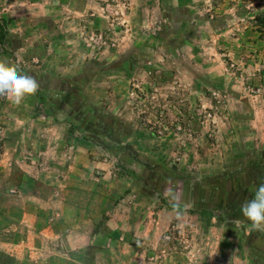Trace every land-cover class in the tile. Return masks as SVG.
Instances as JSON below:
<instances>
[{
    "label": "rangeland",
    "instance_id": "374dc122",
    "mask_svg": "<svg viewBox=\"0 0 264 264\" xmlns=\"http://www.w3.org/2000/svg\"><path fill=\"white\" fill-rule=\"evenodd\" d=\"M263 11L264 0H0V62L40 86L18 106L0 97V202L49 195L48 179L18 172L36 158L39 172L61 174L31 130L53 126L63 160L79 146L102 188L101 238L73 259L264 264V232L240 210L264 183ZM130 232L140 260L121 253ZM0 264L35 263L0 253Z\"/></svg>",
    "mask_w": 264,
    "mask_h": 264
},
{
    "label": "crops",
    "instance_id": "0c3cea01",
    "mask_svg": "<svg viewBox=\"0 0 264 264\" xmlns=\"http://www.w3.org/2000/svg\"><path fill=\"white\" fill-rule=\"evenodd\" d=\"M33 129L36 133L40 131L43 134L41 137L46 142L48 150L46 153L52 156L53 161L56 162V159L60 161L58 164L62 167V172L56 176L53 170L52 174L44 175L39 172L37 166L31 165L34 160L38 161L36 158L32 159L31 164L23 162L19 175L33 183L38 179L45 183L46 178L52 184L51 191L49 195L44 196H41L43 192L40 191H22L25 195L20 200L17 199L16 203L0 202V253L8 255L19 263L49 264L52 259H61L65 264H84L80 256L77 260L73 259L71 254H83L86 248L94 247L101 238L95 230L97 222L95 215L92 214L93 211L96 212V206L100 203L97 198L102 194L100 179L94 175L96 164H93L91 170H87L89 164L79 146L76 147L73 156L69 157L72 160H67L69 155L63 160V154L67 150L64 152L65 146L62 140H58L57 135L49 136L54 127L42 126L39 129L37 125H33L31 130ZM6 130L7 127H0V141L5 138ZM3 144L5 145V142ZM12 153L11 150L8 154L6 152L8 158L2 157L1 162L6 163L11 159ZM67 154H69L68 151ZM105 177L108 176L105 175ZM56 181L58 184L55 183ZM116 211L120 209L113 210V212ZM40 214L46 216V219L39 216ZM160 214L166 215L165 211H161ZM58 217H62L64 221L61 222ZM121 221L123 224L126 222L124 219L111 220L108 221L110 224L107 223V226L110 230H115L117 226H120ZM145 224L146 220L140 218L127 221L129 227ZM148 230H150L149 227ZM125 237L130 249L126 248L121 252L124 255L123 258H131V261L140 260L141 251L130 244L135 238L141 236L130 232ZM155 239L156 236H153L151 243H155ZM111 240L109 236L106 237V241ZM93 253L101 254L102 252L93 250Z\"/></svg>",
    "mask_w": 264,
    "mask_h": 264
},
{
    "label": "clouds",
    "instance_id": "9594fccd",
    "mask_svg": "<svg viewBox=\"0 0 264 264\" xmlns=\"http://www.w3.org/2000/svg\"><path fill=\"white\" fill-rule=\"evenodd\" d=\"M39 87L32 75L20 74L16 68L0 62V97L18 106L26 96L35 95ZM240 210L254 231L264 232V183L257 186L252 199L241 204Z\"/></svg>",
    "mask_w": 264,
    "mask_h": 264
},
{
    "label": "trees",
    "instance_id": "16d2710c",
    "mask_svg": "<svg viewBox=\"0 0 264 264\" xmlns=\"http://www.w3.org/2000/svg\"><path fill=\"white\" fill-rule=\"evenodd\" d=\"M257 29H259V32L261 34H264V12L260 13L257 17ZM2 27H0V39L4 38V34L2 33Z\"/></svg>",
    "mask_w": 264,
    "mask_h": 264
}]
</instances>
